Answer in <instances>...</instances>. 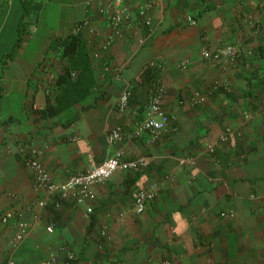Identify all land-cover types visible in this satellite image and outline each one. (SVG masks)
Returning a JSON list of instances; mask_svg holds the SVG:
<instances>
[{"label":"crops","instance_id":"0c3cea01","mask_svg":"<svg viewBox=\"0 0 264 264\" xmlns=\"http://www.w3.org/2000/svg\"><path fill=\"white\" fill-rule=\"evenodd\" d=\"M44 1L46 15L54 9L60 20L48 33L49 46L30 44L29 36L11 52L17 19L7 41L0 43V217L11 214L6 222L0 220V264H46L50 254L61 264L67 251L78 264H155L164 258L170 264H264L260 0H147L153 4L152 34L140 24L134 3L127 2L130 22L106 49L101 45L109 29L97 3L108 0H90L89 5L88 0ZM37 5L36 0L35 9ZM21 10L19 0H0V38L8 16L13 12L19 18ZM187 14L195 24L185 19ZM248 14L259 18L257 29L248 28ZM86 15L95 31L79 34L92 53L94 84L79 101L57 113H43L48 98L54 102L59 92L60 50L52 40L71 33ZM226 43H238L246 51L235 65L201 60L202 46ZM186 58L190 63L180 68L178 62ZM149 66L156 67L157 80L165 87L162 104L171 118L154 142L147 133L134 134L154 87L142 78ZM215 80H226L231 91L206 95ZM127 84L132 94L119 112L116 102ZM194 93L200 99L195 104L189 100ZM116 125L124 136L109 144L107 132ZM226 126L240 134L221 141ZM25 145L40 150L38 159L54 182L87 170L115 149L125 158L144 156L150 164L116 170L94 185L91 212L72 198L59 206L50 199L39 206L38 198L45 195L34 188L32 172L23 163L19 148ZM152 182L159 184L158 194L136 213L134 190ZM17 219L29 226L12 245Z\"/></svg>","mask_w":264,"mask_h":264},{"label":"built area","instance_id":"2783aa9c","mask_svg":"<svg viewBox=\"0 0 264 264\" xmlns=\"http://www.w3.org/2000/svg\"><path fill=\"white\" fill-rule=\"evenodd\" d=\"M129 3H134L137 18L146 30L147 34H152L154 31V24L152 21L151 10L153 4L147 0H108L107 4L102 1L97 3L98 14L105 17V24L109 29V34L106 40L102 43L101 48L106 49L109 44L119 36L123 35L124 26H127L130 22V14L128 13ZM90 4V0L86 2ZM262 12H264V0L259 3ZM118 6L113 10L111 7ZM185 19L191 24H195L194 18L187 14ZM90 15H86L81 21L77 22L73 27V33H80L82 29L93 33L95 28L90 23ZM246 22L253 29H257L260 20L253 14L246 16ZM246 51L243 50L238 43H226L221 46L204 45L200 48L199 56L202 61L210 65L222 64L224 67L227 65H235L243 58ZM247 53H251L247 51ZM98 53L95 52L94 56ZM190 63L189 59H182L178 62L180 68H185ZM222 89L225 92L231 90L230 84L226 80H215L211 83L210 88L206 95H210L212 91ZM165 92V87L162 83L154 82V87L150 96L148 97L145 105L144 118L136 123L134 134L147 133V139L149 142H154L158 139L159 135L165 130L166 125L170 122V115L165 111L162 98ZM132 94L131 84H127L120 92L116 102V107L119 112H122L128 104L129 98ZM264 97V90L262 92ZM190 102L195 104L200 99L198 93H194L190 97ZM231 133L240 134L239 130L233 129L231 126H226L222 135L221 141H226ZM124 136L123 128L120 125H116L110 128L107 132V141L109 144H114L122 139ZM209 151L214 150L212 144H207ZM19 152L23 157L24 165L29 168L33 176V186L37 190H43L44 197L38 198L37 204L44 206L48 199L53 201L55 206H59L60 202L65 199L72 198L76 204H83L87 212L93 210L90 203L95 198L93 186L105 182L116 170L134 169L139 170L146 168L150 162L144 157L137 158H125L121 149H115L110 155L104 158L101 162L90 166L87 170L77 172L68 176L65 180L60 182L52 181L49 172L44 165L39 161L38 155L40 150L32 145H25L19 148ZM184 160V159H183ZM159 184L152 182L145 187L137 188L133 192V208L136 213H142L148 202L154 199L158 194ZM222 216H232L231 211H221ZM11 214L6 212L1 215L0 220L6 222L10 218ZM38 217V215H35ZM16 232L13 235L10 243L12 245L20 242L27 234L29 223L23 219L15 220ZM53 226V223H50ZM104 236L109 237L105 230L101 232ZM46 264H60L58 257L55 254H50L45 261ZM61 264H78V260L72 251H67L65 258ZM155 264H170L168 258H164L160 263Z\"/></svg>","mask_w":264,"mask_h":264},{"label":"trees","instance_id":"16d2710c","mask_svg":"<svg viewBox=\"0 0 264 264\" xmlns=\"http://www.w3.org/2000/svg\"><path fill=\"white\" fill-rule=\"evenodd\" d=\"M35 1L19 0L22 10L16 25L17 36L11 52H14L15 48L23 41L27 22L31 21V13H33ZM262 1L260 0L259 3ZM259 3L257 7L261 11L262 8H260ZM248 28L253 29L250 26ZM52 45L60 50L61 66L55 80V84L59 87V92L54 102L48 98L43 112L46 114L57 113L72 103L79 101L94 84L91 64L92 53L85 46L79 33L71 32L64 36L55 37L52 40ZM155 70L156 67L154 66L147 67L143 70L142 78L153 83L156 82L157 74ZM261 78L263 81L264 76L262 75Z\"/></svg>","mask_w":264,"mask_h":264},{"label":"rangeland","instance_id":"374dc122","mask_svg":"<svg viewBox=\"0 0 264 264\" xmlns=\"http://www.w3.org/2000/svg\"><path fill=\"white\" fill-rule=\"evenodd\" d=\"M37 6L36 9L34 8L33 13H31V21L27 22L26 25V33L24 36V41L30 40V44H46L45 46L50 45V38H48V33H50L51 30L58 28L59 19L57 18L56 13L53 11H49L48 15H46V7L48 6L47 2L44 0H37ZM57 7V5H55ZM17 19V20H16ZM18 17L16 18L14 16V13L12 12L6 22L4 23V29L2 30V35L0 38V43L6 42L9 36V33H12V30L14 28L13 24L16 20L18 22ZM29 36L31 38L29 39ZM48 40V41H46Z\"/></svg>","mask_w":264,"mask_h":264}]
</instances>
